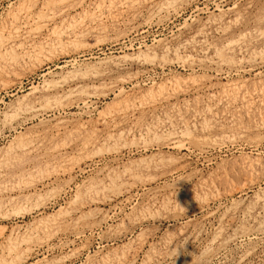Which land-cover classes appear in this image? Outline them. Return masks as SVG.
Here are the masks:
<instances>
[{"label": "rangeland", "instance_id": "obj_1", "mask_svg": "<svg viewBox=\"0 0 264 264\" xmlns=\"http://www.w3.org/2000/svg\"><path fill=\"white\" fill-rule=\"evenodd\" d=\"M0 264H264V0H0Z\"/></svg>", "mask_w": 264, "mask_h": 264}]
</instances>
